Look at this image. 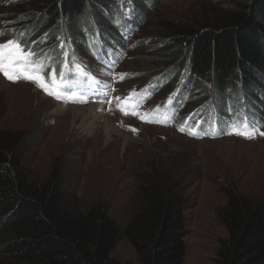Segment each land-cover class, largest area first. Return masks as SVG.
<instances>
[{"label":"trees","instance_id":"16d2710c","mask_svg":"<svg viewBox=\"0 0 264 264\" xmlns=\"http://www.w3.org/2000/svg\"><path fill=\"white\" fill-rule=\"evenodd\" d=\"M146 2L134 0L130 8L127 0H16L7 8L14 11L7 16L9 23L32 21L5 28V33L32 52H42L41 72L61 59L81 66L78 56L88 50L105 68L114 57L110 41L135 35V20L141 27L148 16ZM229 6L218 4L192 18L159 20L148 32L155 38L131 44L164 58L165 71L152 94L175 90L178 101L165 114L170 119L162 121L189 112L192 103L197 110L188 126L202 117L201 125L194 126L199 137L230 130V115L245 103L264 104V0H236ZM128 7L132 19L125 15ZM107 21L113 28L105 26ZM67 68L55 69L56 75ZM236 89L240 96L229 113L226 101ZM213 120L216 126L209 125ZM28 138L0 130V248L7 257L0 264H123L111 256L123 235L140 264H182L188 207L182 181L168 175L145 181L141 207L122 226L103 204L83 209L58 167L48 181H31L22 161ZM225 193L227 203L219 215L228 235L219 241L215 264H264V195L246 196L234 186Z\"/></svg>","mask_w":264,"mask_h":264},{"label":"rangeland","instance_id":"374dc122","mask_svg":"<svg viewBox=\"0 0 264 264\" xmlns=\"http://www.w3.org/2000/svg\"><path fill=\"white\" fill-rule=\"evenodd\" d=\"M127 1L131 8L134 0ZM146 1L148 16L142 18L135 35L127 40L118 38V35L113 37L119 48L125 49L124 59L115 67L102 70L100 67L104 66L92 60L91 50L78 56L81 66L93 69L99 76L101 89L94 85L84 86L75 91L76 97L70 102L66 94L71 92L54 85L57 75L54 78L52 73L63 67L74 69L79 64L63 59L56 62V67L39 72L52 90L61 93L59 100L48 95L38 83L26 81L22 76L18 82H12L0 73V130L21 132L29 137L22 161L31 181H48L53 169L58 167L66 189L77 196L83 209L103 204L122 226L141 207L144 188L148 185L145 181H153L158 175L159 179L168 175L173 176L174 181H182L188 199L186 253L182 264H215L219 241L228 235L219 215V210L227 203L225 190L234 186L246 196L259 198L264 195V136L260 135L264 132V104L245 103L238 112L233 111L230 115V130L224 133L214 130L201 137L194 126L201 125L202 117L194 126H188L191 115L197 110L192 103L189 112L183 110L178 117L162 121L172 104L178 101L175 90L152 94L157 78L165 71L164 58L145 52L147 47L133 48L131 44L155 38L148 32L154 31L159 20L173 16L183 19L200 16L218 4L228 8L236 0ZM15 2L0 0V44L15 38L5 33V28L32 21L9 23L7 16L14 11L7 8ZM130 8L125 15L132 19ZM138 23L139 20H135L134 27ZM104 24L113 28L110 21ZM17 42L25 55L33 53L28 61L42 62L43 58H38L42 52L34 53L22 41ZM89 44L93 47L95 42ZM18 63L17 75L37 73L30 65L27 70L21 62ZM23 84L31 86L24 87ZM130 95L141 97L142 103L131 100ZM239 96L238 89L229 95L227 112L236 108L233 103ZM15 97L22 98L29 104L28 108H20ZM54 101L64 105L57 106ZM238 105H243L241 100ZM161 110L164 111L162 117ZM155 115L157 119H154ZM182 115L186 117L181 122ZM243 115L246 117L240 121ZM209 125L216 126V121L209 122ZM236 130L251 133L253 138L237 135ZM111 256L123 264H140L135 247L124 235ZM0 260L7 261L1 248Z\"/></svg>","mask_w":264,"mask_h":264},{"label":"snow or ice","instance_id":"6c2138e0","mask_svg":"<svg viewBox=\"0 0 264 264\" xmlns=\"http://www.w3.org/2000/svg\"><path fill=\"white\" fill-rule=\"evenodd\" d=\"M33 55L29 52L25 55L21 45L16 41H7L0 44V73H2L6 79L12 82H18V80L23 77L26 81H32L38 83L39 86L50 96H54L57 100L61 99V93L59 91L52 90L46 83V78L42 73H29L22 72L19 75L16 73L19 72V63L18 62H27L28 59ZM79 67V66H78ZM53 77H56L55 70L52 73ZM55 83V79L53 81ZM66 97L70 102L74 101L76 93L72 92L66 94ZM84 102H87L86 100ZM127 114V113H125ZM182 130V129H181ZM251 132L254 133L255 129L252 128ZM235 134L242 135L247 139L253 138L251 133L241 132L236 130ZM260 135L264 136V132H261Z\"/></svg>","mask_w":264,"mask_h":264},{"label":"bare ground","instance_id":"6f19581e","mask_svg":"<svg viewBox=\"0 0 264 264\" xmlns=\"http://www.w3.org/2000/svg\"><path fill=\"white\" fill-rule=\"evenodd\" d=\"M6 86H10V84H7ZM23 86L24 87H30L31 85H29V84H23ZM11 87V86H10ZM33 92H35V93H38V91L36 90V89H33ZM42 97L44 98V99H46V97H44L43 95H42ZM48 99V98H47ZM15 100L16 101H18V103L21 105V107L20 108H22V109H27L28 108V105H27V103L25 102V101H23V99L22 98H20V97H15ZM54 103H56L57 104V106L58 105H64V103L63 104H61V103H57V101H54ZM19 105V106H20ZM89 106H91V105H89ZM95 106H98V105H95ZM95 106H91V107H95Z\"/></svg>","mask_w":264,"mask_h":264}]
</instances>
